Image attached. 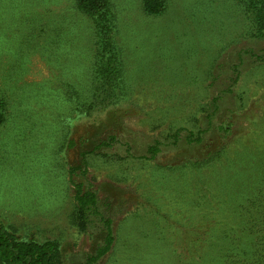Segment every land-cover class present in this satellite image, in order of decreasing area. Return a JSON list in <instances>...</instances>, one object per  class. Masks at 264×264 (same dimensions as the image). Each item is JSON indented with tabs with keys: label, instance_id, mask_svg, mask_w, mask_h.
<instances>
[{
	"label": "rangeland",
	"instance_id": "obj_1",
	"mask_svg": "<svg viewBox=\"0 0 264 264\" xmlns=\"http://www.w3.org/2000/svg\"><path fill=\"white\" fill-rule=\"evenodd\" d=\"M143 1L111 0L115 94L92 87L75 0H0V222L57 242L61 264H88L106 220L93 264H264V29L239 0ZM74 183L99 213L78 217Z\"/></svg>",
	"mask_w": 264,
	"mask_h": 264
},
{
	"label": "trees",
	"instance_id": "obj_2",
	"mask_svg": "<svg viewBox=\"0 0 264 264\" xmlns=\"http://www.w3.org/2000/svg\"><path fill=\"white\" fill-rule=\"evenodd\" d=\"M77 7L85 14L92 16L95 21L96 28V42L99 44L97 52L95 53L96 60L94 65L98 66L96 69L93 67L94 72H99V75H94L93 88H98L104 85H109L113 92L116 94L115 88L123 83L122 68L118 66L120 55L116 48V38L112 34L115 30V14L111 13V0H75ZM243 5L245 11L248 13L254 27L262 32L264 29V0H239ZM143 8L147 14L156 15L164 8L163 0H144ZM101 51V52H100ZM109 51L113 54L111 57L106 56ZM104 52V53H103ZM121 61V60H120ZM101 63V64H100ZM109 96H113L109 92ZM94 97L99 98L94 92ZM120 95L114 97V101L119 99ZM105 97H101L102 101ZM95 101H91L87 105V101H81L76 98V105L79 111L84 110L86 107L91 108ZM152 156H155L159 151V144H155L150 148ZM75 185V200L77 204L78 217L86 219L90 211L97 212L98 197L94 191L83 189L81 183H74ZM253 202L263 200L259 198V192L256 189L253 197ZM99 213V212H97ZM107 234L106 243L98 249L97 253L90 255L88 264H93L105 255L111 248L114 242L113 231L109 220H106ZM219 223V227L227 231L224 236L219 238V241H225L224 245L231 246L237 241L232 237L234 235V228L228 229L230 223ZM233 233V234H232ZM243 238V242H246ZM235 247L238 245H234ZM240 248L246 251L251 249L250 245H240ZM220 255H222L220 253ZM203 257H205L203 255ZM0 264H61V252L57 242L53 240H28L19 238L13 231L9 230L2 222H0Z\"/></svg>",
	"mask_w": 264,
	"mask_h": 264
}]
</instances>
